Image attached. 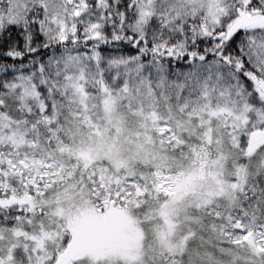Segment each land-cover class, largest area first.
<instances>
[{"label":"snow or ice","instance_id":"6c2138e0","mask_svg":"<svg viewBox=\"0 0 264 264\" xmlns=\"http://www.w3.org/2000/svg\"><path fill=\"white\" fill-rule=\"evenodd\" d=\"M0 264H264V0H0Z\"/></svg>","mask_w":264,"mask_h":264}]
</instances>
